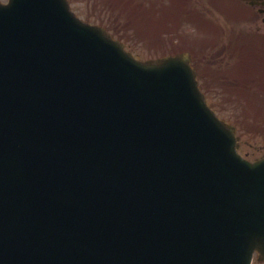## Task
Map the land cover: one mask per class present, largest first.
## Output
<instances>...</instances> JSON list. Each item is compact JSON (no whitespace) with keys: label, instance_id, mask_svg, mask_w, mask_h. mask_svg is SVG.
I'll return each instance as SVG.
<instances>
[{"label":"water","instance_id":"1","mask_svg":"<svg viewBox=\"0 0 264 264\" xmlns=\"http://www.w3.org/2000/svg\"><path fill=\"white\" fill-rule=\"evenodd\" d=\"M189 61L138 60L67 0L0 3V264L264 259V158Z\"/></svg>","mask_w":264,"mask_h":264},{"label":"rangeland","instance_id":"2","mask_svg":"<svg viewBox=\"0 0 264 264\" xmlns=\"http://www.w3.org/2000/svg\"><path fill=\"white\" fill-rule=\"evenodd\" d=\"M71 1L73 9H76L81 17L89 18L99 23L104 22L114 30L115 36L124 38L123 40L127 43L130 50L145 59L171 54L174 48H185V45H188L193 52L191 54L192 65L198 72L199 82L208 101L222 118L234 123L238 128L243 144L242 153L246 154L249 158L253 157V159L263 154L264 88H261L260 94H256L255 89L253 90V81L252 84L246 83V85H250V88L247 89L249 94L245 98L240 97L238 92L240 90L245 91L246 88L240 86L238 89L236 85L230 86V82L235 83L233 79L230 80V77L236 70H227V67L236 63V55L224 54L221 56L217 52L220 46H205L201 42L208 40L206 36L207 31L196 27L197 13H201L203 17L198 20L199 23H201V20L213 22L219 29L218 35H222L221 43L223 45L227 44L229 38L234 34L254 36L260 44L264 45V42L260 40V38L264 39V22L261 17L256 18L255 16V18L243 20L235 19L233 14H236V9L242 10V7H244L237 0H185L186 2L183 6L189 7L182 12L184 15L182 23L179 22L174 26L175 21L164 19L166 22L163 21V24H167L168 26L162 32H159L163 24L161 26L159 24L156 25L152 21L157 20L159 22L163 16L160 14L156 17L155 15L158 12H155L153 20H151L148 12H143L149 10L152 5L157 6V0H136L141 3L142 12L133 10L131 14L130 10L135 4H131L130 0ZM224 2L228 3L227 5L238 6L228 8ZM222 3L224 5H220ZM119 4L126 6L125 11ZM175 4H177L176 9H180V3L176 2ZM219 5L232 14L228 15L221 11ZM142 19L144 23L140 24ZM174 29L179 30L178 32L181 33L176 32ZM204 29L211 31L208 24L205 25ZM181 34L185 36L184 38L187 41L182 39ZM235 48L237 49V47ZM214 57L217 60L216 62L213 59ZM212 67L219 69L223 73V76H217L215 80L211 78L208 75L210 69L213 76L214 73H219V70H215ZM238 72L240 71L238 70ZM225 78L226 81L229 80L227 85L223 82ZM261 86L264 85L261 84Z\"/></svg>","mask_w":264,"mask_h":264},{"label":"flooded vegetation","instance_id":"3","mask_svg":"<svg viewBox=\"0 0 264 264\" xmlns=\"http://www.w3.org/2000/svg\"><path fill=\"white\" fill-rule=\"evenodd\" d=\"M253 8L259 13V14H262V16L264 17V11L263 12H260V10L262 8H264L263 6L261 5H253ZM257 49H261L264 51V47H259ZM262 61H258L257 64L258 65V68H257V72H256V78L258 80V84H264V64H260ZM254 264H264V262H258V261H255Z\"/></svg>","mask_w":264,"mask_h":264},{"label":"trees","instance_id":"4","mask_svg":"<svg viewBox=\"0 0 264 264\" xmlns=\"http://www.w3.org/2000/svg\"><path fill=\"white\" fill-rule=\"evenodd\" d=\"M104 25H106L104 22H102ZM107 26V25H106ZM110 30L112 29L111 27L107 26Z\"/></svg>","mask_w":264,"mask_h":264}]
</instances>
